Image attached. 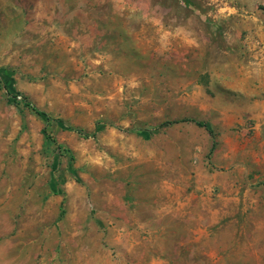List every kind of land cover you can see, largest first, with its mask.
Segmentation results:
<instances>
[{
    "label": "rangeland",
    "instance_id": "rangeland-1",
    "mask_svg": "<svg viewBox=\"0 0 264 264\" xmlns=\"http://www.w3.org/2000/svg\"><path fill=\"white\" fill-rule=\"evenodd\" d=\"M0 264H264V0H0Z\"/></svg>",
    "mask_w": 264,
    "mask_h": 264
},
{
    "label": "trees",
    "instance_id": "trees-1",
    "mask_svg": "<svg viewBox=\"0 0 264 264\" xmlns=\"http://www.w3.org/2000/svg\"><path fill=\"white\" fill-rule=\"evenodd\" d=\"M5 87H6L7 94L15 102L16 99H17V97H18V95H17L16 91L13 88L12 81L6 79V81H5ZM23 106L26 107V108H28L35 115L44 117L46 119L47 124H49V123H58V124L62 125L64 128L68 129L69 131L75 132L79 136H83V137H87L88 136V134H86L82 129H79V128H76V127H71V126H64V123L61 120L51 118L50 116H48L46 113H44L43 111H41L38 108H36L31 102H29L27 100L24 101ZM186 121L193 122L196 126H198L200 128H204L205 131L209 134V136L213 139V131L211 130V128L205 122L195 121V120H186ZM174 123H175V121L164 122L161 125H159V127H157L155 129V132L158 129H160V128L169 126V125L174 124ZM44 133H45V136H46L45 137L46 140L49 143L56 145V142L52 139V137L47 133L46 130L44 131ZM56 147L58 149L61 148L59 145H56ZM214 147H215V143L213 142L212 145H211L210 152H212V150L214 149Z\"/></svg>",
    "mask_w": 264,
    "mask_h": 264
},
{
    "label": "crops",
    "instance_id": "crops-1",
    "mask_svg": "<svg viewBox=\"0 0 264 264\" xmlns=\"http://www.w3.org/2000/svg\"><path fill=\"white\" fill-rule=\"evenodd\" d=\"M251 96L253 97V100L251 101V108H253V117L256 118L257 117V108L259 106V101H258V93L256 91H253V93L251 92ZM256 161V159H255ZM249 174H251V171L249 172ZM257 176H254L253 179H256Z\"/></svg>",
    "mask_w": 264,
    "mask_h": 264
}]
</instances>
